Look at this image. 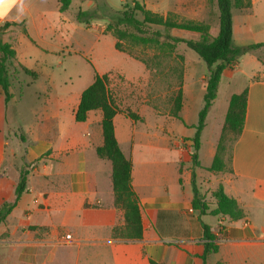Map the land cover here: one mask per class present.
Segmentation results:
<instances>
[{
    "label": "crops",
    "instance_id": "1",
    "mask_svg": "<svg viewBox=\"0 0 264 264\" xmlns=\"http://www.w3.org/2000/svg\"><path fill=\"white\" fill-rule=\"evenodd\" d=\"M70 6L71 1L61 11L59 0H0V39L15 51L8 101L0 86V205L14 200L19 171L28 169L25 189L0 221V264H203V224L217 245L205 264H264V44L251 49L258 67L243 69L242 54L222 71L199 136V165L189 153L203 104V72L183 75L181 119L171 121L168 134L157 126L148 129L141 113L147 105L132 108L141 120L122 111L113 116L117 142L132 163L142 221L141 237L124 239L113 234L124 224V210L114 203L111 161L96 153L101 111H88L83 121L75 120L74 111L95 73H108L110 93L121 109L119 89L131 83L141 88L146 71L116 49L101 27L89 31L81 25ZM231 13L234 45L264 41V22H258L264 19V0H249ZM7 22L14 24L4 26ZM79 30L90 32L89 43L77 36ZM217 30L218 24L210 32ZM79 50L87 71L65 72L64 58H78ZM239 76L244 80L235 92L247 91L243 127L224 154V169L210 171L232 94L218 101L219 86ZM137 88H128L126 96L139 94ZM192 179L211 207V191L221 184L244 216L199 214L191 206Z\"/></svg>",
    "mask_w": 264,
    "mask_h": 264
},
{
    "label": "trees",
    "instance_id": "2",
    "mask_svg": "<svg viewBox=\"0 0 264 264\" xmlns=\"http://www.w3.org/2000/svg\"><path fill=\"white\" fill-rule=\"evenodd\" d=\"M71 0H59V9L65 10ZM218 9V30L216 34L210 32V25L206 22L191 19L177 20L169 15H163L144 6L138 0H133L131 10L117 13L108 21L103 28L104 32L110 33L114 38V46L119 51L131 53V49L124 45L123 40L131 39L142 44L156 43L163 46L172 47L177 43H183L186 47L194 51L203 61L206 68L204 79L203 104L197 114V122L193 125L194 134L190 137L192 141V151L189 153L193 165H199L197 160V149L199 147L200 132L205 123L207 111L216 96L217 86L226 67H233L238 57L244 52L257 48L264 44V41L249 43L244 45H234L232 43V7H243L249 4V0H215ZM140 14V17L135 15ZM95 16L94 12H89L78 8L75 12V19L78 22L87 24ZM14 24V22L4 23V26ZM154 27H162L163 30ZM184 30L195 33L196 38H186L170 33V30ZM161 40V42H160ZM170 50V49H168ZM15 56L14 49L8 42L0 39V86L5 95V101L11 97L9 93V67L13 64ZM182 58V56L180 55ZM25 73L33 74L30 70L22 67ZM108 73H95L93 80L80 93L78 104L74 111L77 121H83L87 117L88 111L99 109L101 111V133L102 144L96 147L99 157L107 158L111 161V180L114 195V203L124 210V224L115 226L113 234L124 239H138L142 235V221L139 209L138 198L131 185L132 163L121 150L114 133L113 116L122 110L118 107L110 93ZM179 86L173 96V109L170 115L181 119L178 111L182 102L181 75L179 76ZM246 89L234 92L230 95L227 110L224 115L221 133L216 146V151L211 164L207 167L210 171H221L224 169V154L229 150L232 142L240 134L246 109ZM124 114L133 120H141V116L131 110L124 111ZM28 169L22 167L19 171L18 181L15 187V198L11 202L4 201L0 205V221L12 208L21 192L26 187V176ZM193 196L191 206L199 214H211L214 216L227 217L229 219H240L244 216L242 208L237 201L227 195L221 184H218L211 191L214 206L211 207L192 179ZM203 236L206 239L203 243V252L200 258L205 264L206 256L217 250V245L213 242L214 235L210 232L209 226L203 224ZM151 264H159L154 261Z\"/></svg>",
    "mask_w": 264,
    "mask_h": 264
},
{
    "label": "rangeland",
    "instance_id": "3",
    "mask_svg": "<svg viewBox=\"0 0 264 264\" xmlns=\"http://www.w3.org/2000/svg\"><path fill=\"white\" fill-rule=\"evenodd\" d=\"M143 3L145 7L151 9L152 11L158 12L163 15H169L170 17L177 20L191 19L195 21L206 22L210 25V29L218 24V9L215 0H138ZM133 0H71V6L69 8V13L77 11L78 8L87 10L89 12H94L96 17H93L88 21L87 24L81 23L86 28H90L89 31L94 30L97 27H101L103 34H109L108 39H112V35L108 32H104L108 18H111L117 13L122 11L131 10ZM137 17H140L138 12H135ZM259 23L264 22L263 18H260ZM80 25V23H79ZM163 30L162 27H154ZM90 33V32H89ZM88 30L86 32L87 36L82 34L79 30L78 37L83 35L86 37L87 41L84 44L89 43ZM170 33L174 35L183 36L186 38H196V34L184 30H170ZM114 41L115 38L113 37ZM123 40L125 46L131 49V53L126 55L140 61L143 63L147 76V83L139 88L137 83H131L126 88H120L118 97L120 98V105L122 112L126 110H131L132 108H139L141 105H147L148 107L142 108V115L144 123L148 126L151 131L157 126V131L163 135L168 134V126L171 121H178L170 115L173 109V96L176 89L179 86V76L181 75V86L183 81V75L185 72L188 73H200L203 72L206 75V68L203 61L197 56V54L190 48L186 47L183 43H177L172 47H167L166 45H160L156 43L142 44L139 42H134L131 39ZM161 42V40H160ZM105 48V43H101ZM170 49V50H168ZM78 58L70 59L64 58L63 62L66 71L74 72L79 71L81 73L87 71L88 64L85 60L84 52L77 51ZM243 62L241 63L242 68L254 69L258 67V63L255 61L253 52L251 49L243 53ZM262 54V52H260ZM182 56V58L180 57ZM242 55V54H241ZM240 55V56H241ZM201 67V69H200ZM65 72H62L61 77L64 78ZM109 76V75H108ZM243 77L239 76L238 80L235 82L222 81L219 89V100L220 101L228 93H234L235 88L240 87L243 82ZM119 85L116 84L115 87ZM132 86L138 87L140 93L136 92L133 98L126 96L128 88ZM63 87V86H62ZM137 88V89H138ZM145 93V94H144ZM147 93V94H146ZM118 98V99H119ZM220 104V102H219ZM15 133H17L15 131ZM26 166H29L27 164ZM27 168V167H24ZM211 203V199H208Z\"/></svg>",
    "mask_w": 264,
    "mask_h": 264
},
{
    "label": "built area",
    "instance_id": "4",
    "mask_svg": "<svg viewBox=\"0 0 264 264\" xmlns=\"http://www.w3.org/2000/svg\"><path fill=\"white\" fill-rule=\"evenodd\" d=\"M66 238H68V235H66Z\"/></svg>",
    "mask_w": 264,
    "mask_h": 264
}]
</instances>
